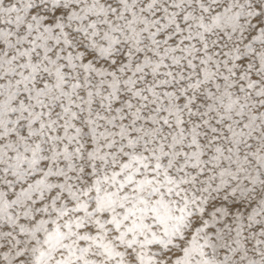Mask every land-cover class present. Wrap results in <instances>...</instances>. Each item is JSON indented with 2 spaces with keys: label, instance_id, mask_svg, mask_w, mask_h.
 <instances>
[{
  "label": "snow or ice",
  "instance_id": "snow-or-ice-1",
  "mask_svg": "<svg viewBox=\"0 0 264 264\" xmlns=\"http://www.w3.org/2000/svg\"><path fill=\"white\" fill-rule=\"evenodd\" d=\"M0 264H264V0H0Z\"/></svg>",
  "mask_w": 264,
  "mask_h": 264
}]
</instances>
